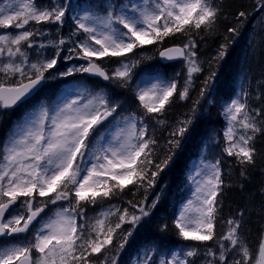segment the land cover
Masks as SVG:
<instances>
[{"label": "snow or ice", "instance_id": "6c2138e0", "mask_svg": "<svg viewBox=\"0 0 264 264\" xmlns=\"http://www.w3.org/2000/svg\"><path fill=\"white\" fill-rule=\"evenodd\" d=\"M256 3L259 8H264V0H256ZM98 8L103 11L75 12L71 17L75 28L67 39L41 40L37 44L35 38L48 35L49 30L27 26L30 23L55 25L58 32L65 23L69 5L54 2L45 6L37 0H18L16 4L0 7V30L15 29L0 33V109H9L27 100L34 90L55 75L68 77L77 72L88 73L110 81L118 88L128 89L132 81L131 69L140 61L127 54L145 45L163 42L170 35L183 33L186 41L182 46L159 51L165 60H183L186 76L182 90L177 92L175 80H159L150 86L137 85L134 90L137 106L146 115L158 114L154 117L156 123L165 125L166 121L161 117L167 110L166 105L173 103L174 95L178 100L187 99L194 74L203 71L202 62L197 59L194 36L201 35V29L206 34L215 32L219 5L213 0H140L139 3L127 0L120 4L106 0ZM241 18H246L243 11L236 17L238 22H242ZM227 31L233 36L239 35L238 27H230ZM72 37L76 39L72 40ZM225 41L213 62L227 55L230 37L226 35ZM68 42L73 44L69 52L86 63L64 72L57 70L54 74L50 70L56 68L61 48ZM34 46L54 48L55 53L48 57L38 51L36 59L32 60L28 50ZM122 56L126 58L119 60V66L111 72L106 63L99 64L93 59ZM66 59L71 60L73 56ZM215 76L213 71L203 81L201 99L210 94V82ZM245 78L246 74H242L241 80ZM248 95L241 84L236 94L223 105L226 120L224 152L229 157L234 156L242 166L255 164L253 141L257 134H264V109L250 108ZM81 98L83 93L77 99H65L53 114L47 108H41L37 116L18 126V131L0 150V236L6 238L27 233L47 205L68 202L67 207H59L53 216L40 224L32 240L24 244L7 240L0 243V264H94L89 257L113 245L117 231L128 223L132 228L119 232L116 248L122 250L135 226L156 207L159 197L152 202L151 208L141 206L143 201H129L136 212L129 213L127 208L121 211L113 204L101 211L94 223L89 220L78 225L77 219L85 218L86 205H95L98 196L101 201L119 197L127 184L136 186L132 195L144 189L146 200L148 189L172 162L196 113V107H193L192 117L180 121L169 133L167 154L159 159L154 156L156 140L148 135L147 125L136 114L125 118L126 127L120 129L107 147L90 150V135L120 105L114 103V98L106 91L89 93L87 103L82 105ZM256 98L260 99L259 93ZM195 103L199 105L200 99ZM89 163L90 167L82 166ZM240 174L244 176L245 170L242 169ZM102 176L109 179L101 180ZM196 176L202 178L195 180V200L182 206L174 225L182 240L197 243L187 245L182 252H172L169 259L161 258L158 264H196L193 258L200 255L211 257L204 259L202 264H264V236L258 246L257 258L239 234L243 212L239 213L241 219L229 218L227 232L216 238L214 246H205L201 253L198 244L215 237L217 196L224 183L220 161L205 164ZM50 193L54 195L49 196ZM36 196L49 198L34 205ZM117 213H120L117 219L112 221L110 217ZM34 251L38 255L33 256ZM101 264H109L108 252H104ZM110 264H116L115 256ZM141 264H156V261L145 254Z\"/></svg>", "mask_w": 264, "mask_h": 264}, {"label": "trees", "instance_id": "16d2710c", "mask_svg": "<svg viewBox=\"0 0 264 264\" xmlns=\"http://www.w3.org/2000/svg\"><path fill=\"white\" fill-rule=\"evenodd\" d=\"M79 1L88 5H93L95 3L104 5L106 3V0ZM112 2L120 4L126 3L127 0H112ZM213 2L220 7L215 32L212 34H206L203 32V29H201V35L194 36L197 42L196 52L201 55V53L205 51V56L208 57L206 59L207 64L202 68V72L194 74L188 98L185 100H178L176 95H174L172 98L173 103L171 105H166L167 110L164 116L161 117L166 121L165 125L156 123L154 117L158 114L146 115L144 110L137 106L138 102L135 100L130 90L113 87V90L110 93L117 98V103L120 105L117 108V111L121 116L136 114L138 117L143 118L148 128V135L152 136L157 142L155 145L156 152L154 153V156L159 159H163L167 154L169 147L168 140L170 138L169 133L180 121L192 117V109L193 107H196L195 117L193 118L192 124L188 126V131L185 133V136L181 140L180 148L175 151L172 162L168 167L156 177L155 185L148 189L146 200L144 199V189H141L136 192L135 195H132V191L136 187L135 184H127L124 192L121 193L119 197L108 198L103 201H101L99 196L97 197V206L105 207L110 204H117L122 209L127 208L130 213L136 212V209L131 206L129 201H132L133 203H140L143 201L141 206L151 208L152 202L159 197L156 202V207L151 208L150 215L142 218L140 223L135 226L132 235L128 238V242L125 244V247L122 250L117 251L116 246L118 245L119 239L113 242V245L109 247V254L111 257L115 256L116 264H128V261L132 256L144 249H150L151 251H169L176 247V245L197 243H187L189 241L182 240L177 234L178 229H176L174 225V220L176 219L179 208L190 195L186 175L191 163L197 159L211 132H215L217 137L224 128V124L220 118L221 106L214 98L215 96H219L227 99L234 92L233 78L237 66L234 54L239 47V40L250 28L254 16L257 15L256 11L258 9L256 0H213ZM241 11L246 13V18H241L242 22H238L236 17ZM230 27H238L239 35L233 36V34L229 33L227 30ZM226 35L230 37L227 55L222 60L213 62V57L216 56L220 45L226 42ZM185 40L186 37L183 33H176L175 35L166 37L163 42L143 46L140 48V51L136 50V52L140 53L151 49L150 52L153 54V63L151 61L148 63L138 54V57L140 58L138 67H146L149 69L155 63L158 72L165 74L170 67L161 66L159 64L157 60L158 52L165 48L182 46L183 41ZM107 58L104 57L103 60ZM112 60L114 59L112 58ZM151 63L152 65H150ZM257 64L258 67H262L260 60ZM213 71H215L216 76L210 82V94H206L205 98L201 99L200 90L203 86V81ZM255 72H259V74L264 76V69L263 71L261 69V71L256 70ZM70 79L71 77H64L63 79L52 81L43 87L38 95L27 105H23L19 110L13 111V113H5L0 123V138L7 136L8 131H10L14 125L18 124L20 117L26 112L27 108L34 109L39 105H52L59 96V91L64 84L62 81L67 82V80ZM177 81L178 80H176V82ZM256 83L257 84H255L252 81V78L248 76L246 85L244 86V89L249 93L247 99L250 108H258L259 104L264 106V96H261L258 100L256 96L254 97L256 90L259 91L260 94L264 93V85H261L258 81H256ZM224 84L226 87L228 86V88H230L229 92H225L223 89V87H225ZM213 90L215 91L213 92ZM179 91L180 90L177 88V92ZM209 98L214 99V101L210 103L211 105L208 104ZM198 99H200V104L196 105L195 102ZM253 144L256 150L254 165L242 166L236 161L234 156L229 157L224 154L221 155V178L224 183L221 186L222 191L217 196L219 207L214 229L215 237L212 241L204 242L203 245L207 244L214 246L216 238H218L223 231H227V220L229 218L236 219L237 214L242 209L246 213L245 216L251 214L254 210V206L249 203L250 199L247 190L251 188L252 185H256L255 189L257 190L261 187L258 183L263 180L261 177L264 176V158L262 157V155L264 156V134H257ZM242 169L245 170L244 176H241L240 174ZM110 183L115 184L117 182L113 183L110 181ZM248 208H252V210L249 211ZM157 216L160 217L161 220L157 219ZM242 222L244 229L251 235V233H253L252 228H254L255 225L251 224V222L245 221V218L242 219ZM257 226L259 225L257 224ZM122 227L124 229H130L132 228V225L129 226L125 223ZM89 259L92 260L94 264H99V259H97L94 254L91 255Z\"/></svg>", "mask_w": 264, "mask_h": 264}, {"label": "rangeland", "instance_id": "374dc122", "mask_svg": "<svg viewBox=\"0 0 264 264\" xmlns=\"http://www.w3.org/2000/svg\"><path fill=\"white\" fill-rule=\"evenodd\" d=\"M18 2V0H0V7H5L7 4L12 3V4H16ZM37 2L39 4L42 5H49L51 3H62V4H67L69 5V9L68 12L66 13V19H65V23L63 25V27H61L59 29V31L57 32L55 25H35L34 23H30L29 26L30 28H42V29H48L49 30V34L44 36V37H36V43L39 44V42L41 40L47 42L48 40H52V39H59L60 37H64V38H68L69 34L72 32V30L75 28V25L71 19L72 15L75 12H83L86 9H92V10H99V11H103L102 8H98L97 5H102L100 3H95L93 5L91 4H85L82 1L79 0H37ZM133 2H137L139 3L140 0H133ZM256 16H254L253 21L250 25V28L248 29V31L246 32V34L241 38V48H240V53L239 50L236 51V53L234 54V56H236L238 53V61H237V66H236V70L234 72H236V78H235V83H234V93L236 94V92L239 90L241 84H243V87L246 85V81H247V77H251L250 75H248L246 70H250L251 72L253 71V74L255 73V71H263V63H264V8H259L256 11ZM7 31V32H13L15 31V29L9 28L6 30H0V33ZM76 37H72V40H75ZM186 41V40H185ZM185 41H183V43H185ZM239 45V47H240ZM73 46V44L71 42L66 43L65 45L62 46L61 51H60V56L58 58V63L55 69H52L50 71H52L54 74L57 72V70H59L60 72H64L66 71L68 68L73 67V66H79L80 64H78L77 62H75V54L74 53H70L69 52V48H71ZM146 46V45H145ZM137 51H140V48H137L134 50L133 53H129L127 54V56H132L133 58L137 59L138 54ZM151 49H149L148 51H143L140 52V57L145 59L148 63L149 61L152 62L153 59V54L152 52H150ZM203 50V49H202ZM236 50V49H234ZM29 53L31 54V59L35 60L36 59V55L37 52H42L45 56L48 57H52L55 53V49L48 47L45 49H38L34 46L33 49H29L28 50ZM204 51V50H203ZM262 52V53H261ZM73 56V59L69 60L66 59V57L68 56ZM102 58H96L93 57V59L96 61L97 59H103ZM113 59H117V60H112ZM125 56L122 57H109L105 60H98V62L100 64H105L109 70V72H111L112 70H114L116 67H118V61L125 59ZM208 57L205 56V51L203 53H201V55L199 53H197V59L199 61L202 62L201 66L202 68H204L207 64V59ZM109 59V60H108ZM253 59V61H252ZM261 61V66L262 67H258L257 63L258 61ZM153 63V62H152ZM152 63L150 65H152ZM256 66V67H254ZM259 68V69H258ZM139 71L137 72V69L135 67H133L131 69V74H132V81H131V85L128 89H132L133 90V96H134V90L136 89L137 85L139 86H150L152 83H156L159 80H166V81H170V80H178L177 81V88L179 90H182L183 86H184V80H185V76H186V68L184 66V62L181 61L178 64L175 65H171V68H169L167 70V72L164 74L165 77H162L160 74H158V70H157V65L154 63L151 68H149L148 70H144L143 68H139ZM80 74L82 73H74L71 76H75V78L71 81H69L68 83H65V88L63 89V91L61 92L60 96L58 97L57 101L55 103H53V105L48 109L50 114H53L54 111L56 110V108L58 106H62L64 104L65 99L71 100V99H77L81 96V93H83V98L80 99V104H84L87 103V100L89 98V93L91 94H96L98 92L101 91H105L104 89H101L100 91H95L92 92L90 91L87 86L85 85L83 79L80 77ZM242 74H246V78L242 81L241 80V75ZM257 74L259 75V72H257ZM48 74L46 73V76ZM255 75V74H254ZM263 75H261L260 77H262ZM252 76V81L256 83L255 78L257 77V75ZM178 78V79H176ZM57 79H63L61 76L59 75H55L54 78H49L47 79L44 83H48ZM264 79V76L262 77V81ZM254 84V86H255ZM261 85H264V83H260ZM225 85V84H224ZM226 87V85H225ZM222 88V86H221ZM215 90H213L214 92ZM226 91H230L226 90ZM259 92L254 93V97L257 96ZM234 94V95H235ZM260 94V93H259ZM264 93H261L260 95H262ZM110 96V95H109ZM112 98V96H110ZM261 97V96H260ZM215 101H218L219 105L221 106L220 108V112H221V121L224 124V128L222 129V131L217 135L216 137V133L215 132H211V134L208 136V140L205 143L201 154L198 156V158L191 164V166L188 169V173H187V181H188V186L190 189V195L187 198V200L181 205V207L179 208L177 215L179 213V211L181 210L182 206L187 204V202L189 200H195V195H196V183L195 180H199L202 177H197L196 176V172L198 170H201L203 168V166L207 163L210 162H215L216 160L221 161L222 157L221 155H227L224 152V147H225V140H224V130L226 128V120L225 117L223 115V105L228 102L229 100H226L225 98H221L219 96H215ZM213 98H209L208 99V104H210L211 102L214 101ZM258 100V99H257ZM113 102L115 103V100L113 99ZM211 105V104H210ZM258 108L260 109H264V106H261L260 104L258 105ZM41 108L36 110L33 114H29L27 117H25V119L22 121L20 126L25 125L26 123H28V121H30L32 118H34L35 116H37L40 112ZM3 111L0 109V117L2 116ZM126 124H125V119H118L117 115L115 113H113V115L111 117H109L106 121H104L100 126H96L94 132L90 135V140L92 141V144L90 145V150L91 148L94 147H107L108 143L110 141H114V138L116 137L117 133L120 131V129L125 128ZM18 131V128L14 129L10 135H8L6 138H4L3 140H0V150H2L3 145L6 141L9 140V138L12 136V134L14 132ZM222 141V142H221ZM88 159V151H86V155H85V160ZM82 166L85 167H90V163L89 164H84ZM101 180H105V179H109L107 176H102L100 177ZM262 181H264V176H262ZM262 181H260L259 186L262 185ZM256 185H252L251 188H249L247 190V193L249 194V203L252 204L254 206V210L251 214L246 215L245 211H243V218H245V221L247 222H251V224H254V228L253 229V233H251V235L244 229V225H242L243 222H241V226L239 229V234L240 236L243 238L244 242L247 244L248 248L250 249L251 252L256 253L257 254V258H258V246L261 242V238L262 236H264V192H262V187H260L258 190L255 189ZM262 192L263 195H260ZM54 195V193H50L49 196ZM91 195V193H89V196ZM49 197H39L36 196L35 200H34V205L37 201L40 200H46ZM23 199V198H21ZM82 204H84V202H81ZM98 205V203H96L95 205L93 204H88L86 205V207L89 208V211H86L85 213V218L79 219V224H86L89 220H91V222L94 223V219L95 217H97V215L103 211V210H107L111 205L100 208V206H98V208H96ZM113 205V204H112ZM64 206L67 207L68 206V202L67 201H58L57 204L52 205L49 204L45 207L44 209V214L42 215V217L37 221V223L33 226V228L31 229V231L26 234L23 238H18L17 240H11V239H6L7 241H12L14 243H27L28 241L33 239V234L35 233V231L39 228L40 224L47 219V217L49 216H53L54 212L56 209H58L59 207ZM119 207V206H118ZM121 209V211H123V209L121 207H119ZM248 210H252V208H248ZM130 213V212H129ZM120 213H117L114 216H111L110 219L112 221H115L118 217ZM138 214V213H137ZM176 215V217H177ZM261 218V219H260ZM263 218V219H262ZM238 219H241L240 216ZM260 219V220H259ZM259 220V221H257ZM128 224V223H127ZM257 224L259 226H257ZM129 226L131 224H128ZM258 227V228H257ZM262 228V229H261ZM127 229H124L122 227V229L117 231V236L116 238H114V241H117L118 239H120L119 237V232L124 231ZM227 232V231H226ZM225 232V233H226ZM259 235V236H258ZM4 241H0V243H3ZM193 241H189L187 243H190ZM203 243L198 244V246L201 249V253L203 252L204 248H202ZM225 244H228V241H224ZM187 245H191V244H183V245H176V247H174L172 250H169L168 253H164L163 255H160L158 253H154L151 250H143V252L140 251V253L138 255H136L135 257H133L132 259L129 260V264H141V262L144 259L145 254L151 255L153 260L156 261V264H158L159 259L163 258L165 260L170 258V255L172 252H176V251H181L187 246ZM109 247L107 246L100 254H94L97 259H100L104 254V252H109ZM217 249V250H216ZM215 250L218 252V248H216ZM38 255V253H35V251L33 252V256ZM112 257L109 254V264L111 261ZM204 259H211V257H204L203 255H200L198 257H195V261L196 264H202V261ZM251 264V262H250Z\"/></svg>", "mask_w": 264, "mask_h": 264}, {"label": "bare ground", "instance_id": "6f19581e", "mask_svg": "<svg viewBox=\"0 0 264 264\" xmlns=\"http://www.w3.org/2000/svg\"><path fill=\"white\" fill-rule=\"evenodd\" d=\"M241 40H242V39H240L239 41L241 42ZM240 42H239V45H240ZM240 48H241V45H240V47H238V49H237V51L239 50V53H240ZM239 53L234 57V58H235V63H237V61H238V58H237V57H238ZM261 53H262V52H261ZM252 61H253V59H252ZM261 63H262V62H261ZM257 65H258V64H257ZM246 71L248 72L247 74L251 76V78H252V76L255 77V75H257V77L255 78V80L258 81L259 83H264V81L261 80L263 76L260 78V76H261L262 74H259V75H258V74L255 72V73H254L255 75H254V74H253V71H252V72H251L250 70H249V71L246 70ZM236 72H237V71H236ZM236 72H235V74H236ZM232 73H233V72H232ZM235 74H234V78H233V83H235V78H236V75H235ZM254 77H253V79H254ZM259 78H260V79H259ZM263 80H264V79H263ZM261 87H262V86H261ZM223 89L225 90V92H227L226 90H229L230 88H228V86H227V87H223ZM259 89H260V88H259ZM257 92H259V91H257ZM263 92H264V91H263ZM234 94H235V93L233 92V94H232L231 96H229L226 100H229L230 98H232V97L234 96ZM260 96H264V95H260ZM115 100L117 101V98H116V97H115ZM262 157L264 158L263 155H262ZM263 158H262V159H263ZM261 162H262V161H261ZM261 162H260V163H261ZM262 165H263V164H262ZM259 168H260V167H259ZM260 177H261V175H260ZM258 178H259V177H258ZM261 178H262V177H261ZM261 178H260V179H261ZM256 179H257V178H256ZM262 183H263V184L261 185V187L264 189V181H262ZM262 192H264V191H262ZM262 192H261L260 195H263ZM243 211H244V210L242 209L240 212H243ZM240 212H239V213H240ZM239 213L237 214L236 219L239 218ZM156 218L159 219V220H161L160 217H158V216H157ZM260 219H261V218H260ZM260 219H259V220H260ZM262 219H263V218H262ZM259 220H257V221H259ZM257 228H258V227H257ZM261 229H262V228H261ZM224 233H225V231H223L221 234H224ZM258 236H259V235H258ZM205 246H212V245H207V244L205 245V244H204V245L202 246V248H205Z\"/></svg>", "mask_w": 264, "mask_h": 264}, {"label": "water", "instance_id": "95a60500", "mask_svg": "<svg viewBox=\"0 0 264 264\" xmlns=\"http://www.w3.org/2000/svg\"><path fill=\"white\" fill-rule=\"evenodd\" d=\"M158 59H159V61L161 62V63H163V64H166V63H169V62H177V61H180V59H175V60H171V61H169V60H165V59H163L159 54H158ZM79 60V59H78ZM79 61H82V60H79ZM83 62H86V61H83ZM85 75H87V76H90V77H92V78H100L101 80H103L101 77H98V76H92V75H90V74H88V73H85ZM104 81V80H103ZM42 86V85H41ZM41 86H39L38 87V89L37 90H34L33 91V93L27 98V99H29V98H31L40 88H41ZM26 101V100H25ZM24 102V101H23ZM20 103H22V102H19L17 105H19ZM17 105H15V106H13L12 108H15ZM12 108H9V109H7V110H10V109H12ZM14 207V206H13ZM41 214V213H40ZM40 216V215H39ZM38 216V217H39ZM37 217V218H38ZM37 218H36V220H37ZM35 220V221H36ZM35 221H33V223L35 222ZM32 223V224H33ZM31 226V225H30ZM13 235H19V234H13ZM2 236H0V238H1Z\"/></svg>", "mask_w": 264, "mask_h": 264}]
</instances>
